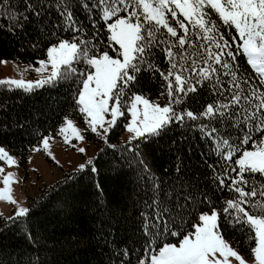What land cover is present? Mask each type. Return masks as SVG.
<instances>
[{
  "label": "snow or ice",
  "instance_id": "1",
  "mask_svg": "<svg viewBox=\"0 0 264 264\" xmlns=\"http://www.w3.org/2000/svg\"><path fill=\"white\" fill-rule=\"evenodd\" d=\"M0 21L44 57L39 79L0 85L68 94L33 151L55 160L57 135L98 139L97 158L73 175L97 173L110 150L135 177L140 246L113 239L108 264H264V0H0ZM145 81L159 88L145 92ZM161 141L170 163L159 172L146 149ZM18 163L0 145V200L15 205L6 226L30 213L5 172ZM227 228L247 233L243 255ZM23 235L38 248L30 226ZM26 264L50 262L37 250Z\"/></svg>",
  "mask_w": 264,
  "mask_h": 264
},
{
  "label": "trees",
  "instance_id": "2",
  "mask_svg": "<svg viewBox=\"0 0 264 264\" xmlns=\"http://www.w3.org/2000/svg\"><path fill=\"white\" fill-rule=\"evenodd\" d=\"M3 23L0 21V26ZM40 58H44L43 53L28 47L22 35L0 31V61L35 63ZM158 88L155 82L145 81V92L155 93ZM67 99L65 87L45 88L33 94L0 85V145L18 155L25 167L28 154L39 145L38 132L50 131L56 114L68 108ZM189 103L195 106L194 101ZM120 134L111 142L120 141ZM88 140L97 149L103 147L98 139ZM146 151L151 153L159 172L169 166L163 141L149 145ZM117 163L109 150L100 154L97 173L84 170L73 175V170H65L60 179L27 197L30 213L13 226H6L7 217L0 214V264H26L30 257L35 259L37 250L50 264H108L113 239L139 247L140 217L133 204L138 200V186L127 165L114 167ZM97 182L102 191L97 189ZM29 226L39 239L38 248L29 245L23 235ZM223 230L228 232L226 238L232 246L238 247L243 255L248 249L247 233L231 228Z\"/></svg>",
  "mask_w": 264,
  "mask_h": 264
},
{
  "label": "rangeland",
  "instance_id": "3",
  "mask_svg": "<svg viewBox=\"0 0 264 264\" xmlns=\"http://www.w3.org/2000/svg\"><path fill=\"white\" fill-rule=\"evenodd\" d=\"M36 67H39L38 63H22L12 59H3L0 61V79H39L41 74L35 71ZM77 124L79 126V121ZM125 136L126 133L121 132L120 141ZM73 145L86 147L87 156L78 153ZM40 148L39 151L32 149L28 154L25 167L20 164L19 156L14 153L11 154L19 161L18 165L10 167L5 165V172L12 171L16 174L12 181L14 196L25 207L28 205L27 197L38 194L43 186L60 179L65 170L76 169L79 163L84 162L88 156L93 157L97 151L96 144L89 140L86 144H78L75 140L72 144H66L58 135L50 140V151L55 156V160L47 155L42 145ZM2 186L1 177L0 187ZM14 208L15 205L0 200V214L4 217L12 215Z\"/></svg>",
  "mask_w": 264,
  "mask_h": 264
}]
</instances>
